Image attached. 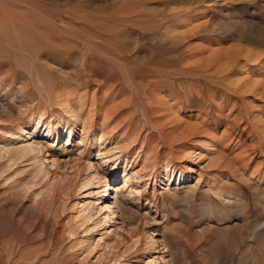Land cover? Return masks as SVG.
<instances>
[{"label": "rangeland", "instance_id": "1", "mask_svg": "<svg viewBox=\"0 0 264 264\" xmlns=\"http://www.w3.org/2000/svg\"><path fill=\"white\" fill-rule=\"evenodd\" d=\"M263 56L264 0H0V82L22 100L20 111L59 94L111 96L157 161L179 168L182 151L213 144L202 183L147 188L142 201L183 264H264ZM5 200L0 183V264L37 253L36 264H77L72 237L60 240ZM42 215L53 222L48 209Z\"/></svg>", "mask_w": 264, "mask_h": 264}, {"label": "bare ground", "instance_id": "2", "mask_svg": "<svg viewBox=\"0 0 264 264\" xmlns=\"http://www.w3.org/2000/svg\"><path fill=\"white\" fill-rule=\"evenodd\" d=\"M260 82L254 80V84ZM105 97L99 101L59 94L54 101L49 98L27 112L22 100L0 82V183L5 189V209L28 211L50 234L56 228L60 240L62 235L72 237L69 250L77 251L69 257L77 264H183L174 239L161 230L152 208L142 201L147 188L154 192L166 184L176 187L194 180L198 186L203 171L213 165V144L203 141L187 150L181 148L186 159L179 168L170 158L157 161V148L154 152L155 147L129 123L120 121L122 112L115 109L114 98ZM16 112L24 116L22 120L15 119L19 118ZM64 140L61 149L54 150ZM69 142H77L75 150ZM156 162L159 171L154 175ZM47 209L53 215L52 223L42 215ZM262 237L264 233L259 235ZM211 247L207 246L210 251ZM39 257L37 253L21 263L36 264Z\"/></svg>", "mask_w": 264, "mask_h": 264}]
</instances>
